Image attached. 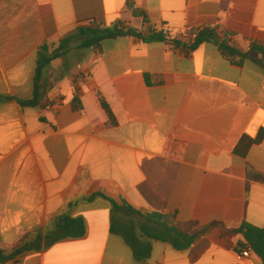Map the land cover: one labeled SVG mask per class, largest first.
I'll list each match as a JSON object with an SVG mask.
<instances>
[{
    "label": "crops",
    "instance_id": "0c3cea01",
    "mask_svg": "<svg viewBox=\"0 0 264 264\" xmlns=\"http://www.w3.org/2000/svg\"><path fill=\"white\" fill-rule=\"evenodd\" d=\"M86 26L153 30L170 40L123 35L100 49L72 42L36 82L39 48L57 49ZM200 28L258 51L242 60L206 42L192 52L189 38ZM261 131L264 0H0V247L14 249L58 215L86 224L83 238L0 264H264L253 250L240 258L247 240L223 227L182 252L150 240L140 263L111 231L131 218L110 201L199 228L264 230V139L246 157L236 153L243 137ZM95 195L106 198L88 201Z\"/></svg>",
    "mask_w": 264,
    "mask_h": 264
},
{
    "label": "trees",
    "instance_id": "16d2710c",
    "mask_svg": "<svg viewBox=\"0 0 264 264\" xmlns=\"http://www.w3.org/2000/svg\"><path fill=\"white\" fill-rule=\"evenodd\" d=\"M128 5L135 17L145 18V14L137 9L132 2H129ZM123 35L137 37L144 43H162L170 40L167 34L156 33L153 30L143 33L135 29L125 31L119 26L78 28L75 34L61 42L59 48L52 50V46L48 44H44L39 48L36 60V82L40 81L43 69L55 59L60 58L72 42L76 43V48L78 49H100L105 40L115 39ZM206 42H215L225 55L231 58L238 57L242 60L248 59L253 52L258 51V48L254 46L249 52H242L230 40H219L214 30L210 28L197 31L193 34L190 51L194 52ZM78 96L77 92L73 104L76 110L81 111L82 105L79 103ZM100 102L108 115L110 124L115 125V116L102 96H100ZM21 104L23 106H35L36 100L22 102ZM263 139L264 131H261L256 139L247 136L243 137L236 148V153L241 157H246L251 146L261 143ZM248 172L252 173L254 170L249 168ZM257 176L260 178V175ZM98 197L106 198L103 195H95L89 198L88 201H93ZM110 201L116 209L124 211L131 218V222L126 225L113 223L111 231L125 240L132 249L135 260L140 263H146L151 255L152 247L149 242L150 240L170 244L175 250L182 252L190 249L204 233L214 227H223L226 234L243 235L249 247L264 263V230L262 229L250 225H243L238 229H229L220 223H213L208 227L199 228L196 222L181 223L175 214L143 212L127 205L119 207L115 202ZM85 235L86 224L83 219H73L66 214L58 215L50 221L45 231L39 228L34 232L26 234L14 249L5 250L0 247V262L13 259L28 251H39L43 246H51L65 239L83 238Z\"/></svg>",
    "mask_w": 264,
    "mask_h": 264
},
{
    "label": "built area",
    "instance_id": "2783aa9c",
    "mask_svg": "<svg viewBox=\"0 0 264 264\" xmlns=\"http://www.w3.org/2000/svg\"><path fill=\"white\" fill-rule=\"evenodd\" d=\"M204 29L200 28L199 31H202ZM222 39L224 38V35H222L221 33V36H220ZM190 40V43L192 44V40H193V35L190 36L189 38ZM86 79V77L83 75V74H80L78 75L75 80H74V86L76 88V92H78L77 88L84 82V80ZM252 254V249L251 247H247V248H240L238 249L237 251V255L240 257V258H243V259H246V258H250Z\"/></svg>",
    "mask_w": 264,
    "mask_h": 264
},
{
    "label": "rangeland",
    "instance_id": "374dc122",
    "mask_svg": "<svg viewBox=\"0 0 264 264\" xmlns=\"http://www.w3.org/2000/svg\"><path fill=\"white\" fill-rule=\"evenodd\" d=\"M89 26H86V27H84V28H88ZM91 27V26H90Z\"/></svg>",
    "mask_w": 264,
    "mask_h": 264
}]
</instances>
